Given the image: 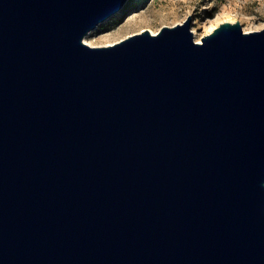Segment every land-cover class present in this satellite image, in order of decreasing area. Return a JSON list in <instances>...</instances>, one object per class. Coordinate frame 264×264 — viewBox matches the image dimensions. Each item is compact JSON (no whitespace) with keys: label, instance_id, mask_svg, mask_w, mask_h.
Returning <instances> with one entry per match:
<instances>
[{"label":"water","instance_id":"obj_1","mask_svg":"<svg viewBox=\"0 0 264 264\" xmlns=\"http://www.w3.org/2000/svg\"><path fill=\"white\" fill-rule=\"evenodd\" d=\"M126 2L0 0V264H264V27Z\"/></svg>","mask_w":264,"mask_h":264},{"label":"rangeland","instance_id":"obj_2","mask_svg":"<svg viewBox=\"0 0 264 264\" xmlns=\"http://www.w3.org/2000/svg\"><path fill=\"white\" fill-rule=\"evenodd\" d=\"M190 14L196 40H202L228 14L236 16L246 31L262 29L264 0H127L85 40L92 45L111 44L146 28L158 32L165 24L183 22Z\"/></svg>","mask_w":264,"mask_h":264},{"label":"bare ground","instance_id":"obj_3","mask_svg":"<svg viewBox=\"0 0 264 264\" xmlns=\"http://www.w3.org/2000/svg\"><path fill=\"white\" fill-rule=\"evenodd\" d=\"M219 16H220V15H219ZM222 16H224V15H222ZM236 19H237L236 16L231 15V14H228V15L225 16V18L220 19V21H219L218 23L221 24L223 21H226V20L236 21ZM217 20H218V19H217ZM217 26H218V24H217ZM215 27H216V24H215L214 28H215ZM211 30H212V29H211ZM153 32L156 33L157 30H153Z\"/></svg>","mask_w":264,"mask_h":264},{"label":"trees","instance_id":"obj_4","mask_svg":"<svg viewBox=\"0 0 264 264\" xmlns=\"http://www.w3.org/2000/svg\"><path fill=\"white\" fill-rule=\"evenodd\" d=\"M134 0H132V2H133Z\"/></svg>","mask_w":264,"mask_h":264}]
</instances>
